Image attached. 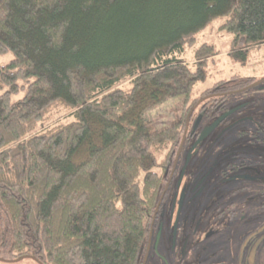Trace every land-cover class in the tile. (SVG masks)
Returning <instances> with one entry per match:
<instances>
[{
    "label": "trees",
    "instance_id": "obj_1",
    "mask_svg": "<svg viewBox=\"0 0 264 264\" xmlns=\"http://www.w3.org/2000/svg\"><path fill=\"white\" fill-rule=\"evenodd\" d=\"M217 17L232 56L264 44V0H0V259L143 264L195 117L259 81L193 97Z\"/></svg>",
    "mask_w": 264,
    "mask_h": 264
},
{
    "label": "flooded vegetation",
    "instance_id": "obj_2",
    "mask_svg": "<svg viewBox=\"0 0 264 264\" xmlns=\"http://www.w3.org/2000/svg\"><path fill=\"white\" fill-rule=\"evenodd\" d=\"M253 101L228 102L207 122L195 117L151 222L143 263L264 264V107ZM239 106L192 149L183 172L201 130Z\"/></svg>",
    "mask_w": 264,
    "mask_h": 264
},
{
    "label": "rangeland",
    "instance_id": "obj_3",
    "mask_svg": "<svg viewBox=\"0 0 264 264\" xmlns=\"http://www.w3.org/2000/svg\"><path fill=\"white\" fill-rule=\"evenodd\" d=\"M225 20L224 17H217L211 21L205 29L197 34V42L193 47L188 48L186 57L192 59L193 49L200 44L207 42L215 46L218 54L210 61L207 68V77L198 81L193 90V97L198 95L205 88L212 86L220 79H228L232 75H239L243 78L255 76L259 80L255 85L249 87L245 94L233 95L230 104L235 105L245 99L254 100L251 104L264 107V44L250 50L246 60L234 57L230 54L231 40L233 33L222 29L220 25ZM13 57L11 52L0 55V63H5ZM4 89H0L2 93ZM71 116L66 115L62 120H70ZM229 141V138H226ZM184 150V149H183ZM183 152V151H182ZM254 252V251H253ZM256 260V256L254 257ZM172 259V258H170ZM173 263V261H172ZM0 264H41L33 256H26L15 260L0 259ZM143 264H165L160 259L147 257Z\"/></svg>",
    "mask_w": 264,
    "mask_h": 264
},
{
    "label": "water",
    "instance_id": "obj_4",
    "mask_svg": "<svg viewBox=\"0 0 264 264\" xmlns=\"http://www.w3.org/2000/svg\"><path fill=\"white\" fill-rule=\"evenodd\" d=\"M239 107H236V108H233V109H230L228 110L227 112H224L222 113L219 117H217L213 122H211L210 124L206 125L200 132V135L199 137L197 138L196 142L193 144V146L191 147L189 153H188V156H187V159H186V163L183 167V172L187 166V163H188V160L190 158V155H191V151L194 147H196L211 131H213V129L215 127H217L219 125V123L224 119L226 118L227 116H229L231 113H233L234 111H236Z\"/></svg>",
    "mask_w": 264,
    "mask_h": 264
},
{
    "label": "bare ground",
    "instance_id": "obj_5",
    "mask_svg": "<svg viewBox=\"0 0 264 264\" xmlns=\"http://www.w3.org/2000/svg\"><path fill=\"white\" fill-rule=\"evenodd\" d=\"M198 69V68H197ZM155 246V245H154Z\"/></svg>",
    "mask_w": 264,
    "mask_h": 264
}]
</instances>
